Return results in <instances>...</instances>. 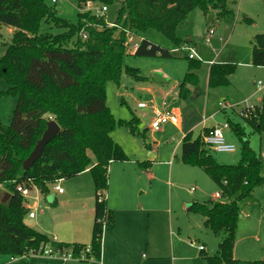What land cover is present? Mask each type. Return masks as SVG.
<instances>
[{"label": "trees", "instance_id": "obj_1", "mask_svg": "<svg viewBox=\"0 0 264 264\" xmlns=\"http://www.w3.org/2000/svg\"><path fill=\"white\" fill-rule=\"evenodd\" d=\"M88 0H77L78 3ZM104 5L120 3L116 26H109L102 16L79 12L76 24L58 16L56 6L45 0H0V24L13 27L12 39L0 57V78L7 83L1 94L17 98L9 125L0 123V182L7 183L9 198L0 201V254L14 258L44 246L53 250L70 249L77 256L86 247L88 259H99L103 222L112 225L103 191L108 185V164L127 161L129 157L111 132L126 127L135 137L145 139L135 116L116 120L106 105V83L120 85L123 74L143 81L138 69L125 66L127 31L153 28L171 44L180 46L184 41L177 33L186 24L195 9L204 15L215 13L224 18L232 13L231 0H89ZM246 21H251L245 17ZM52 23L63 32L52 34L42 31L45 23ZM83 35L86 38L83 39ZM193 45V43H187ZM194 46V45H193ZM138 57L173 58L168 48L146 38L140 40L134 52ZM187 72L179 85V97L190 96V86L199 78L194 72L201 61L188 58ZM251 63L264 67V35L256 34L252 41ZM233 63H215L210 66L208 87L228 86L234 73ZM54 120L59 133L43 149L42 155L28 170L22 167L41 138L47 123ZM246 122L258 133L264 132V90L259 106H254ZM241 142L239 162L219 163L206 148L200 137L187 134L181 142L180 160L202 169L215 183L227 202L210 205L193 202L191 212L204 217V226L215 235H222L217 252L204 255L208 264H264L260 260L243 261L233 258V247L240 217L239 201L250 197L256 188L264 186L262 157L250 148L242 128L232 125ZM92 155V156H91ZM89 169L96 190L92 238L88 245L69 244L51 240L24 222L27 208L15 185L32 180L42 192L48 184L72 178Z\"/></svg>", "mask_w": 264, "mask_h": 264}, {"label": "crops", "instance_id": "obj_2", "mask_svg": "<svg viewBox=\"0 0 264 264\" xmlns=\"http://www.w3.org/2000/svg\"><path fill=\"white\" fill-rule=\"evenodd\" d=\"M233 1H229L228 5ZM231 9L233 8L231 7ZM201 14L203 13L201 12ZM211 15L212 18L210 20H206L207 15H204L206 23L215 19V13ZM255 23V21H252V25L256 26ZM211 28L214 30L213 27L206 25L204 32L206 33ZM10 30L13 32V28ZM180 31L181 28L178 29L177 33L185 41L181 45L190 42L193 43L196 50L197 41L193 36L194 32L190 29L184 33ZM262 34L264 35V33ZM142 39L134 41L135 37L132 36L135 44H138ZM146 39L169 50L179 47L171 44L167 38L169 43L164 46L160 44L159 38H157L158 40ZM212 39L213 37L207 43L210 47ZM126 52L134 55L135 50L131 48ZM196 52L202 59L200 68L194 71L199 78V82L197 85L189 87L191 94L186 99L180 98L178 91L185 74L189 72L188 61L171 60L170 58L162 60L150 57L146 58L152 61H142V65H146L145 70L144 66L143 68L139 66L142 69L141 73H143L141 75L145 77V80L128 81L129 85L135 81L145 85L139 87V90L144 91L143 96H145V100L143 96H140L142 98L137 102L136 107L140 108L138 107L139 102H146L147 108L143 109H147V112L138 113L129 106L125 98L128 94V92L125 93L127 88H121L119 93L115 92V96H120L121 103L128 106L131 112L129 117H127L120 110V107H115L116 111L121 115V118L118 119L128 120L133 116L139 119L140 129L145 131V139L142 140L146 149L142 150L141 146L135 141L138 138L131 135L128 130L124 131V129L116 127L111 132V136L115 142H117L115 139H121L120 141L122 142H117V144L124 145L123 150L129 157V160L113 161L108 166V185L102 193L105 197L107 209L112 215L113 222L112 225L106 226L103 231L100 258L62 261L56 257L41 255L29 254L14 258L6 254H0V264H208L204 255H214L217 252L220 241L217 243V246L211 248V254L206 253V244L204 242L199 243V245L204 246L203 250H199V245H188L182 241L183 236H181V233L184 225L179 222L178 217L175 220L176 225L173 224L171 213L172 195L170 192L173 183L181 188L182 186L177 183L179 180L193 179L197 183H206L203 175L197 171L196 168L198 167L184 164L180 160V156L179 160L175 161V157L177 156L175 152L180 147L181 154V142L187 134H191L192 138L199 136L201 139L204 133L215 124L221 122L214 119L222 112L219 113L221 110L218 106L219 102L224 101L229 104L240 103L245 99L250 100L260 91L263 93L264 83L261 80H256V82L251 80V83H255V88L249 87L248 75L260 73L264 76V67L252 65L251 53L243 56V60H235L234 58L219 59L220 54L217 52H215L216 54H212L209 49L204 50L203 47L197 49ZM184 55H187V53L180 54V56ZM230 61H233L236 68L234 73L229 77L230 84L227 88L219 90L223 86L216 87L215 89L208 87L210 66L215 63H231ZM169 62H173L176 65L180 64L181 68L179 69L181 71L174 74L175 71L171 67H168ZM180 62H183V65ZM202 65H206L207 67L202 71V75H199V71L204 67ZM154 72H160L163 78L167 80L162 82L155 81L153 79ZM258 81H261V85H258ZM132 88L134 89L133 86ZM117 90H119V86ZM220 92L225 95L221 98L222 100L218 97L217 102L213 101L211 96ZM158 93H161V95ZM202 94L205 99L203 106L199 108L201 105L200 102L198 103V100L201 101ZM237 95H241V98L234 97ZM261 97L262 95L250 104L259 106ZM107 101L108 95H106ZM212 102L217 104V109L211 110L208 114L209 109L213 108L211 106ZM165 109L177 113L180 123L177 126L168 123L156 131L151 129L150 124L154 119L155 112ZM148 113L151 114L150 118L148 117ZM226 133L228 136V131ZM115 134H117L118 138H116ZM148 135L151 137V141L146 140L148 139ZM164 140L169 144L162 145ZM184 165L188 167L185 168ZM202 172L204 171L202 170ZM213 184L215 185L214 182ZM59 185L63 188L62 193H58L52 184H48L47 193H42L38 189L32 191V197L26 208L28 212H34V217L29 218L26 215L24 222L35 230L46 234L53 241L88 245L92 238L94 206L97 193L90 171L86 169L72 178L60 179ZM261 188L263 187L256 188L249 197V200H245V202L243 200V203L240 202L241 219H239L237 224L233 247L234 259L243 261L261 259L259 255L253 258V260L249 258L255 253V249L258 251L262 249L261 254H264V243H262L264 239L261 236L260 227L261 223L264 222V203L256 205V207H259V211L262 212V217L258 216L259 222L253 223L256 220L252 217V214L255 213V204L253 203L255 201L251 202L258 190H262ZM196 190L197 188L192 187L188 189V192L192 194ZM203 192L201 189L196 195L191 196L195 200L194 202H199L201 200L200 197H204ZM262 192L264 193V191ZM215 193H219V190L215 191ZM6 194L10 196L7 183L0 182L1 202ZM176 203L178 202L176 201ZM175 207H177V204ZM184 207L183 205L181 210L184 211ZM189 212L196 214L191 211ZM195 221L194 224L189 225L190 229L193 230L196 227L199 229L201 225L204 226L203 216L202 218L195 219ZM174 225L177 232L176 235L173 233ZM169 232L172 234V240L170 243H166L164 237ZM193 246L196 249H189V247L194 248ZM65 251H70V249H66Z\"/></svg>", "mask_w": 264, "mask_h": 264}, {"label": "rangeland", "instance_id": "obj_3", "mask_svg": "<svg viewBox=\"0 0 264 264\" xmlns=\"http://www.w3.org/2000/svg\"><path fill=\"white\" fill-rule=\"evenodd\" d=\"M234 1L230 2V4L228 5L229 9H231V7L233 8L231 9L232 10L231 14H228L224 18L215 17V19L209 23H206V20H208L209 15H207V18H205L206 19L205 20L204 14H201L200 10L198 9L193 10L188 15L186 24L180 27L181 28L180 32L184 33L185 31L189 29L192 30V32H194L193 36L195 40L197 41L196 50L203 47L204 50L209 49V51L212 52V54H216L215 52L220 54L219 59L220 58L221 59L222 58H227V59L234 58L235 60H243V56H246V54L251 53L252 41H253V37L255 36V34L264 33V0H234ZM45 2L48 6H53V5L56 6L58 16L74 24L78 22V13L80 12V9L78 8L77 0H58L56 4H53L51 0H45ZM119 7H120L119 2H115L112 5H107V12L105 16L103 17L106 23L111 24V23L116 22ZM245 17H248L251 21L249 22L246 21ZM252 21L256 22L255 23L256 26L252 25ZM206 25L213 27L215 30L214 35L212 36L213 39H212L211 47L204 40L208 32V30L206 31V33L204 32L205 31L204 28L206 27ZM11 28L13 27L0 24V57L5 54L6 49H7V44L11 42V39H12V32L10 30ZM254 30H259V31L255 32ZM42 31H49L52 34L63 32L62 29L55 27L50 22L45 23L43 25ZM131 35L135 37L134 41H138L140 38L146 37V38H150L154 40H158L157 38H159L160 39L159 42L160 44H163V46L169 43L168 40L161 33H159L153 28H148L146 30H134L133 34L131 33ZM126 43H127L126 44V51H127L131 49L132 43L134 42L132 40V42L126 41ZM183 53L184 51H178L177 53L172 52L174 57L170 59L188 61L186 57L180 56V54H183ZM232 55L234 56L231 57ZM146 58L148 57H138L135 55H130L126 52L123 58V64L125 66H130V67L137 68V69L139 68V66H141V68H143L144 66V70H145L146 65H142V61L144 62L152 61L151 59H146ZM150 58H157L160 60L168 59V58H163V57H158V56L150 57ZM230 62L233 63V61H230ZM180 63H182L183 65V62H180ZM168 67H171L175 71L174 74L179 73L181 71V69H179L181 68L180 64L176 65V64H173V62H169ZM206 67L207 66L205 65L202 68V70L199 71V75H202V71L205 70ZM141 70L142 69L140 68L138 69L139 71L138 74L140 75L143 74L141 73ZM132 80H133L132 77L128 76L127 74H123L121 78L122 85L120 83L121 86L115 84L112 81H108L106 83V95H108V101L106 102V105L108 106V108L110 109L111 113L113 114L116 120H119L118 118H121V115H119L115 107L116 108L120 107V110L127 117H129L131 113L130 110L128 109V106L121 103V97L118 95L115 96V92L117 91V93H119L121 88L122 89L127 88V91H125V93L128 92V94L126 95L125 98L127 99L129 106H131V108L134 111L138 113L147 112V109H143V108L140 109L136 107L137 102L140 100V98H142L140 96H143V93H144V91L139 90V87L145 86V85L142 83L136 82V81L131 83V85H129L128 81L132 82ZM251 80H254V82H256V80H261L264 83V76L261 75L260 73L248 75L249 87L255 88V83H251ZM118 86H119V90H117ZM132 86L134 87V89L132 88ZM226 88L227 86H223V88H219V90H224ZM4 89H7V83L4 79L0 78V123L4 126H7L10 124L12 120L13 111L17 104V98L13 96H3L1 92L5 91ZM158 94L161 95V93H158ZM261 95H262V91H260L259 93L256 94V96L251 98L252 100L250 99L249 103L255 102L256 98ZM223 96H225L224 93L222 94L220 92V93H216V95L213 94L211 98L213 99V101L217 102L218 100L217 98L219 97L221 99ZM144 97L145 96H143V99ZM234 97L241 98V95H237ZM204 99L205 97L202 94L201 101L198 100V103L200 102V105H201L199 106V108L203 106ZM215 102H212L211 106H213V108L209 109L208 114L211 112V110L217 109V104H215ZM230 104H236V103H230ZM219 113L220 114H218L214 119L217 121L229 123L230 128L226 130L228 131V136L225 131L224 137H225L226 142L232 143L235 146V151L229 152V153H217V152L211 151L212 155L216 158V160L222 164H236L239 162L240 152H241V142L231 126V124L232 125L238 124L242 128V131L244 132V137H245V140H247L248 145L250 146L251 149H253L258 154L261 155L262 161L264 164V132L258 133L257 131H255L246 122L245 117L240 116L239 114L232 111L231 109H225L224 111L220 110ZM148 117L150 118L151 114L148 113ZM118 128L124 129V131L127 130L126 127H122V126H119ZM115 136L116 138H118L117 134H115ZM137 138L138 139H136L135 141L141 146L142 150H145L146 148L143 144L142 138L140 137H137ZM115 140L117 142H122L120 141L121 139H115ZM146 140L151 141V137L148 135V139ZM164 144L168 145L169 143L164 140L162 142V145ZM121 148L123 149L124 145H122ZM175 154L177 155L175 157V161L177 159L179 160L180 147L176 149ZM184 167L186 168L188 166L184 165ZM196 169L199 173L203 175L206 183H197L193 179L177 181V183L180 184L182 188L179 186L177 187V185L173 183L170 189V192L172 195L171 213L173 217V224H175L176 217H178L179 222L184 225V229L181 233V236H183L182 241H184L188 245H191L190 242L194 241L195 246H198L200 242H204L206 244L205 252L206 253L208 252L209 254H211L210 253L211 248H214V246H217V243L222 239V235L217 236L213 234L210 230L206 229V227H204L203 225H201L199 229L197 227L194 228L193 230L190 229L189 225L194 224L196 222L195 219L202 218L200 214H192L189 212L190 210L188 209H189L190 204L195 201L192 199L191 196L196 195L202 189L204 191L203 192L204 197L202 196L200 197L201 200H199V202L201 203L210 205L211 203H214V202H227L229 201V199H226L223 197L221 198L214 197L215 191H218L219 189L217 188L216 185L213 184V181L210 180V178L207 176L205 172H202V170L198 168ZM192 187H195V189L197 188V190L196 192L191 194L188 192V189ZM261 187H263L261 188L262 190H258V192L255 195V198L251 200V202L255 201L253 202L255 204V213L252 214V217L256 220H254L253 223L259 222L258 216L262 217L261 215L262 212L259 211V207H256L257 204L261 205L262 203H264V195H263L264 193L262 192L264 191V186H261ZM249 199L250 198L248 197L243 200L245 202V200H249ZM243 200L239 201V207H240V202L243 203ZM176 201L178 203H176ZM176 204H177V207H175ZM183 205L185 206L184 211L181 210ZM239 219H241V214H240ZM175 225L173 227V233L176 235L177 232H176ZM260 227H261V236L264 239V222L261 223ZM171 240H172V234L170 232L166 233L164 237V241L166 243H170ZM262 243H264V240L262 241ZM195 246H193L194 248L189 247V249L191 250L196 249ZM261 250L258 251L255 249V253L252 254L249 258L253 260V258L259 255L262 259L264 257V254H261L262 253ZM240 257L242 258V256ZM255 260H260V259H255Z\"/></svg>", "mask_w": 264, "mask_h": 264}, {"label": "built area", "instance_id": "obj_4", "mask_svg": "<svg viewBox=\"0 0 264 264\" xmlns=\"http://www.w3.org/2000/svg\"><path fill=\"white\" fill-rule=\"evenodd\" d=\"M53 4H56L58 0H51ZM78 8L80 9V12H90L96 16H102L104 17L106 12H107V5L100 4L97 2L93 1H86L82 3H78ZM108 24V23H107ZM109 26H116V24L111 23L108 24ZM127 33V42H132V35L130 32ZM214 33L213 29H209L206 36H205V42L209 43L211 41V37ZM83 38H86V35H83ZM127 44V43H126ZM137 47V44L133 43L132 44V50H135ZM178 51H184L187 53L188 58L190 59H196L198 61H202L201 57L197 54L195 47L191 44H183L177 48H174L170 50V53L172 52H178ZM258 85H261V81H258ZM218 106L221 108V110L225 109H231L232 111L236 112L242 117H247L248 114L254 110V105L249 103L248 99H245L244 101L236 104H229L227 102H219ZM138 107L140 108H147V103L146 102H139ZM173 124L177 126L180 123L179 120V115L175 113L174 111H171L169 109L161 110V111H156L154 115V119L150 124V128L153 130H159L163 125L165 124ZM230 128V125L228 122H220L215 124L211 129H209L206 133L202 135V143L206 148L213 152L217 153H229V152H234L235 151V146L232 143H228L225 140L224 134L225 131ZM111 161L109 162V164ZM108 164V166H109ZM108 169V168H107ZM60 180V179H59ZM59 180H56L52 182L51 184L54 186V189L58 193L63 192V188L60 187L59 185ZM38 189L32 180H23L21 182L16 183L15 185V191L22 197L24 201L25 207L26 205L29 204V200L31 199V194L32 191ZM39 190V189H38ZM105 198L104 196H102ZM216 198H221V193H215ZM27 215L29 218L34 217V212H27ZM107 226V221L105 220L103 222V231L105 230ZM191 245H194V241L190 242ZM199 250H203L204 246L199 245L198 246ZM89 251V248L86 247L85 249L81 250L80 253L77 256H73L70 251H57L51 249L49 246H44L41 247L37 250L36 253L30 252L24 256L27 255H41L45 257H56L61 259L62 261H67L70 259H75V260H87L86 258V253Z\"/></svg>", "mask_w": 264, "mask_h": 264}, {"label": "water", "instance_id": "obj_5", "mask_svg": "<svg viewBox=\"0 0 264 264\" xmlns=\"http://www.w3.org/2000/svg\"><path fill=\"white\" fill-rule=\"evenodd\" d=\"M212 18V15L210 14L208 16V19L210 20ZM153 79L157 82H162L167 79L163 78L162 74L160 72H154L153 73ZM60 131L59 125L54 121L50 120L47 123V127L45 131L43 132L41 138L37 141L35 147L30 152L28 157L23 161L22 167L24 170H28L32 164L41 157L44 146L52 140ZM9 198V195L6 194L5 197L2 199V202H5Z\"/></svg>", "mask_w": 264, "mask_h": 264}]
</instances>
